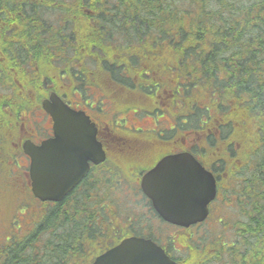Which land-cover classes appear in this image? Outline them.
Listing matches in <instances>:
<instances>
[{
    "label": "trees",
    "instance_id": "1",
    "mask_svg": "<svg viewBox=\"0 0 264 264\" xmlns=\"http://www.w3.org/2000/svg\"><path fill=\"white\" fill-rule=\"evenodd\" d=\"M10 36L21 43L5 42ZM19 46L25 47L27 63L50 69L44 72L46 83L78 75L82 84L84 77L101 79L107 73L145 98L141 104L150 102L151 94L145 82L139 87L145 94H138L136 75L153 70L177 81L182 75L188 129L219 124L222 135L235 141L241 134L234 127L247 129L249 147L259 152L251 177L256 203L249 208L256 227L235 232L224 252L215 247L212 233L184 240L182 259L184 264H264V226L258 227V217L264 220V183L259 182L264 180V0H0V50L8 52L0 62V208L17 204L23 193L19 179L11 180L7 172L14 127L5 122L2 108L3 96L10 94L3 64L12 76H22L15 51L7 47ZM75 62L87 69L75 72ZM27 90L35 89L27 84ZM194 93L207 98L204 107L191 99ZM210 104L222 114L216 121ZM115 179L86 177L60 202L44 205L27 237L0 248V264H90L132 231L120 224L134 222L131 184Z\"/></svg>",
    "mask_w": 264,
    "mask_h": 264
},
{
    "label": "flooded vegetation",
    "instance_id": "2",
    "mask_svg": "<svg viewBox=\"0 0 264 264\" xmlns=\"http://www.w3.org/2000/svg\"><path fill=\"white\" fill-rule=\"evenodd\" d=\"M5 42L21 43L11 36ZM10 48L11 51H15L12 56L16 61L15 65L21 69L22 76L18 74L12 76L9 67L3 64L7 80L5 88L10 92L6 94V98L3 96V116L5 122L14 127L7 172L11 180L19 179L23 193L16 197L17 204L13 206L4 204V207L18 214L30 213L31 219L26 224V234L23 237L33 229L35 219L42 215L43 206L48 204L34 198L30 191L28 175L30 161L24 153L23 146L25 142L39 146L42 141L55 136L57 127L56 122L34 102L38 89H42L44 93L42 96L45 99L50 94H55L70 109L84 113L89 124L94 126L95 139L101 146L105 159L98 164L89 162L88 172L82 180L92 176L100 181L108 179L115 182L117 177L121 179L120 182L131 184L132 192L129 196L132 199L135 217L132 219L133 224H125V228L127 226V229L132 230L129 234L149 238L163 247L170 257H177L178 252L185 250L184 240L195 241L205 231L217 230L215 236L218 243L215 247L218 251L224 252L235 232L240 230L250 232L256 227L249 208L256 203L255 190L251 188V177L255 175L254 167L259 152L254 147H249L247 129L239 130L237 127L236 133L241 134L237 136V141L232 135L223 136L222 128H218L219 124L205 123L203 126L199 125L197 129L192 127L188 129V110L182 102V97L176 95L180 88L176 89V84L171 87V81H166L168 77L153 70L146 71L141 76L136 75L132 80L133 85L136 84L138 94L141 92L145 94L139 88L142 82L147 83L150 89L148 92L151 94L150 102L141 104L137 102H144L145 98L137 97L127 88L128 86L118 84L120 82L115 83L107 73L102 75L101 79L84 77L82 84L77 80L78 75L70 80L55 77L46 83L48 77L44 72L50 69L40 68V64L33 66L27 63L24 55L18 54L25 49L24 46H19L16 50L7 47L9 50ZM6 56L8 52L0 50V62L5 60ZM26 64L29 77L26 76ZM39 71L44 76L40 80L37 79ZM143 76L148 78L142 80ZM27 84H32L35 93L30 90L26 92ZM129 101L134 105L129 106ZM2 134L5 137L7 133L2 131ZM187 153L212 175L216 194L208 205L207 218L201 223L183 229L159 219L152 202L142 194L140 183L151 166L160 159ZM2 154L5 157V153ZM259 182L264 183V180ZM260 191L264 192V189ZM224 208L232 211L231 220L222 218L220 212ZM20 209L23 211L19 212ZM261 216L258 217L259 228L264 226ZM15 219L18 220V224L21 223V220L16 217ZM8 228L11 234L7 238L9 242L21 241L23 238L21 227L18 225L12 229L8 224Z\"/></svg>",
    "mask_w": 264,
    "mask_h": 264
},
{
    "label": "water",
    "instance_id": "3",
    "mask_svg": "<svg viewBox=\"0 0 264 264\" xmlns=\"http://www.w3.org/2000/svg\"><path fill=\"white\" fill-rule=\"evenodd\" d=\"M50 98L53 99L52 104L43 102V109L50 114L53 119H56L55 109L60 107L74 113L65 107L59 99H55L53 96H50ZM74 114L78 116L80 120L87 122L86 128L81 127L76 122H59L55 128L54 138L42 142L39 147H35L29 142L24 144V151L31 160L29 175L32 191L41 201H60L74 186L77 185L88 171L87 160H90L94 164L103 160V153L100 149V145L95 141V129L89 124L88 119L84 117L83 114ZM90 137L94 145L90 158L81 159L75 168L66 172L65 177L55 184H48L42 181L39 182V178L49 173L54 165L62 164L78 153H84L85 146L90 140ZM37 152L42 153L40 158H36ZM201 170L205 173L208 179L204 185L203 195L198 203V210L195 214L174 210L162 203L159 198L154 199L148 192L147 188L145 187L144 189L142 180L141 186L143 191L152 199L154 208L163 220L186 227L204 219L207 214L206 206L213 197L214 186L211 176L202 168ZM128 240L138 241L140 245L147 246L149 249L154 250L157 253V256L148 261L147 264H176L165 255L161 248L157 247L151 241L135 237L122 240L118 245L96 257L92 264H142L139 259V252L134 248H129L124 255H120L117 250H115L120 246L128 247L130 245Z\"/></svg>",
    "mask_w": 264,
    "mask_h": 264
},
{
    "label": "snow or ice",
    "instance_id": "4",
    "mask_svg": "<svg viewBox=\"0 0 264 264\" xmlns=\"http://www.w3.org/2000/svg\"><path fill=\"white\" fill-rule=\"evenodd\" d=\"M56 119L61 122H76L81 127H87V122L80 120L74 113L60 107L55 109ZM94 145L90 140L85 146L84 153L74 155L70 160L62 164L54 165L49 173L39 178V182L55 184L65 177L66 172L75 168L81 159L90 158ZM86 153V154H85ZM41 152L36 153V158H40ZM208 177L201 170L200 164L188 155L175 156L167 159H160L153 164L150 170L143 177L144 189L154 199L159 200L166 206L177 210L195 214L198 210V203L203 195L204 185ZM128 247H118L115 250L120 255L126 254L129 248H134L139 252V259L142 264H147L157 256L154 250L147 246H142L138 241L128 240Z\"/></svg>",
    "mask_w": 264,
    "mask_h": 264
},
{
    "label": "rangeland",
    "instance_id": "5",
    "mask_svg": "<svg viewBox=\"0 0 264 264\" xmlns=\"http://www.w3.org/2000/svg\"><path fill=\"white\" fill-rule=\"evenodd\" d=\"M23 52H25V49L24 48H23V51H19L18 54L21 55V56H23L24 55ZM71 66H72V70H74L76 72L77 70H79V69H81L83 67H86V63H83L82 64V63H79V62H75V63H72ZM86 69H87V67L84 70H86ZM60 71H63L65 73L66 72L65 71V66L62 67V68H60ZM43 77H44L43 76V73L41 71H39L38 72V75H37V79L40 80ZM178 77H179V79H182V81L179 84L180 85V89L178 90V92L176 93V95L178 97H184V91L183 90L185 89V86L187 85L186 84L187 83V80H186V83H185V81L183 80L184 78L182 77V75H179ZM168 78L171 80L170 84H171V87H172L175 84L176 76L175 77L172 76L173 79H171L170 76H168ZM163 79H165L164 76H163ZM166 81H168V80H166ZM196 94L197 93H194V95L191 96V99L196 98L197 99L196 102L199 104L197 106L204 107V105H202V104H205L207 102V98H204V97L202 98V97H200L198 95H197V97H198L197 98V97H195ZM39 97H41V96H39ZM212 108H213V105L210 104V106H209V111L211 112L210 113V116L212 117L213 121H216L218 119L217 116L218 115L221 116L222 114L218 113L217 111H211ZM197 115L200 116L201 113L200 114H197ZM207 119H208V117H207ZM234 128L236 129V131L238 130L237 127H234ZM20 211H23V210H20ZM12 213H13V210L12 209L5 208V207L0 209V248L4 244H6V243L9 242V239H7V238L10 237V234L8 232V229H9L8 228V224H9L10 221H12V217H13ZM220 214L222 215V218H225L227 220H231L232 219V216H233L232 211L231 210H228V209H225V208L222 209V212H220ZM16 216L18 217L19 220H21V223L19 224V226L21 227V231L23 233L21 235V237H23L24 234H26V232H25L26 224L29 223V221L31 219V216H30V213L29 214H24L23 212L20 213V214L17 213ZM12 225H14V227L12 229L17 228L18 227L17 221L16 220H13L12 221ZM216 232H217V230L207 231V233H214V234H216ZM177 254L180 255V256H182L183 252L180 251Z\"/></svg>",
    "mask_w": 264,
    "mask_h": 264
},
{
    "label": "bare ground",
    "instance_id": "6",
    "mask_svg": "<svg viewBox=\"0 0 264 264\" xmlns=\"http://www.w3.org/2000/svg\"><path fill=\"white\" fill-rule=\"evenodd\" d=\"M112 247H113V245L110 246V247H108V248H106V249L103 251V253L106 252L107 250L111 249Z\"/></svg>",
    "mask_w": 264,
    "mask_h": 264
}]
</instances>
